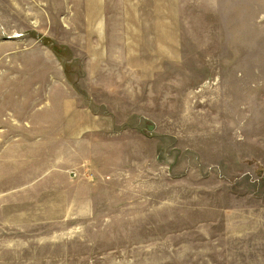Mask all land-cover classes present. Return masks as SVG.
Wrapping results in <instances>:
<instances>
[{"label":"rangeland","instance_id":"obj_1","mask_svg":"<svg viewBox=\"0 0 264 264\" xmlns=\"http://www.w3.org/2000/svg\"><path fill=\"white\" fill-rule=\"evenodd\" d=\"M0 264H264V0H0Z\"/></svg>","mask_w":264,"mask_h":264}]
</instances>
